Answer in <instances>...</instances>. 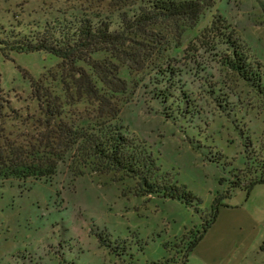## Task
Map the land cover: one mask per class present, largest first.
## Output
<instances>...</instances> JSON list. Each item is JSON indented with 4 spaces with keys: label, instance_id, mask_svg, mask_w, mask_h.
Returning a JSON list of instances; mask_svg holds the SVG:
<instances>
[{
    "label": "rangeland",
    "instance_id": "rangeland-1",
    "mask_svg": "<svg viewBox=\"0 0 264 264\" xmlns=\"http://www.w3.org/2000/svg\"><path fill=\"white\" fill-rule=\"evenodd\" d=\"M80 1L0 0V38L32 30ZM214 2L186 42L220 16L264 66V0ZM56 65L44 53H0L1 153L27 149L45 132L30 80L57 72ZM198 65L188 68L206 69L208 81L241 99L215 104L206 87L195 86L202 103L178 109L135 90L121 111L128 135L193 195L189 205L138 196L133 181L113 174L75 178L66 156L51 182L0 181V264H182L186 254L185 264H264V183L252 184L264 175V106L209 55ZM85 108L67 106L74 113Z\"/></svg>",
    "mask_w": 264,
    "mask_h": 264
},
{
    "label": "trees",
    "instance_id": "trees-1",
    "mask_svg": "<svg viewBox=\"0 0 264 264\" xmlns=\"http://www.w3.org/2000/svg\"><path fill=\"white\" fill-rule=\"evenodd\" d=\"M80 2L32 30H11L0 38V53L6 59L11 52L57 59V72L30 80L32 95L45 115V132L27 149L11 146L0 152V181L51 182L59 162L68 156L75 178L113 174L120 181H133L138 196L160 195L189 205L193 195L170 182L147 148L128 135L121 118L124 98L131 91H145L159 104L171 102L179 109L187 102L197 107L202 103L194 90L198 86L206 87L207 98L215 104L241 99L208 81L206 69L188 68L199 66V58L209 55L221 72L245 84L253 100L264 106V66L252 59L220 16L214 15L186 42V34L214 8V0ZM127 75L134 79L129 81ZM78 104L86 107L80 113L67 109ZM257 183H264V175L252 182Z\"/></svg>",
    "mask_w": 264,
    "mask_h": 264
}]
</instances>
